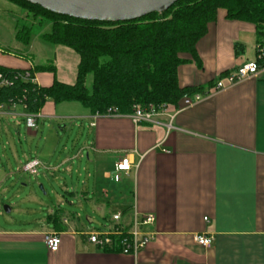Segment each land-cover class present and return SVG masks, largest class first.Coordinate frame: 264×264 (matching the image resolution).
<instances>
[{"label":"crops","instance_id":"obj_1","mask_svg":"<svg viewBox=\"0 0 264 264\" xmlns=\"http://www.w3.org/2000/svg\"><path fill=\"white\" fill-rule=\"evenodd\" d=\"M245 33L255 37L251 23L226 19L219 9L216 21L196 44L200 65L190 61L178 66L179 85L207 91L219 73L247 61L242 54ZM28 47L0 50V65L26 69L44 64L35 61ZM54 67L57 79L63 81ZM35 75L40 84L52 79L49 72ZM56 106L46 101L38 123L69 119L78 127L86 124L90 132L84 138L81 132L77 151L55 164L34 157L45 171V180L63 187L68 195L63 206L67 203L70 208H47L31 226H0V264H264V70L180 107L169 129L162 123L135 124L126 114H92L85 107L60 113ZM7 121L12 120L0 117V124ZM13 149L4 158L6 163L15 160L17 169L28 160L22 162L26 153ZM82 151L92 168L79 185L74 183L73 170L64 166L77 156L83 158ZM124 155L132 168L121 172L115 182L112 174ZM3 169L0 187H7V182L16 186L10 170ZM17 172L20 187H29L21 176L26 171ZM6 206L10 212L13 205ZM134 210L154 214L150 230L155 232L135 254L105 251L87 240L89 231L111 228L112 215L118 211L120 222L128 225ZM56 213L63 228L57 230V250L48 251L44 234L54 231L48 218ZM194 233L211 235V245L196 244Z\"/></svg>","mask_w":264,"mask_h":264},{"label":"trees","instance_id":"obj_2","mask_svg":"<svg viewBox=\"0 0 264 264\" xmlns=\"http://www.w3.org/2000/svg\"><path fill=\"white\" fill-rule=\"evenodd\" d=\"M8 1L39 17L37 24L47 22L48 30L39 35L42 41L68 48L78 57L72 83L57 79L52 62L34 64L36 73L52 74L49 84L38 87L13 78L23 69L0 65V74L13 78L10 86L0 89V103L21 101L28 112L39 111L48 100L54 104L78 102L92 114H103L109 107L129 114L136 104H165L169 111H175L183 106V95L205 93L203 87L180 86L177 68L190 61L200 65L196 44L216 21L219 9L226 19L251 23L255 43L264 38V0H178L163 12L118 22L83 20L25 0ZM30 36L29 26H15V38L24 47H28ZM214 80L208 89L213 88ZM54 215L48 219L57 232L63 225L60 216ZM113 239L103 250L119 252V239Z\"/></svg>","mask_w":264,"mask_h":264},{"label":"rangeland","instance_id":"obj_3","mask_svg":"<svg viewBox=\"0 0 264 264\" xmlns=\"http://www.w3.org/2000/svg\"><path fill=\"white\" fill-rule=\"evenodd\" d=\"M37 23H39V17L32 16L29 11L17 7L8 0H0V50L7 53L18 49L19 51L27 49L15 39L14 29L15 26H29L31 36L28 49L34 54L35 61L46 63L50 60L56 66L58 78L72 83L78 60L77 54L65 47L42 42L39 35L41 32L47 31L49 26L44 20L40 24ZM241 37L244 43V52L242 54L248 59H253L254 34L245 33L244 35L241 34ZM90 80L91 76L88 75L87 82L89 83ZM83 109L84 107L80 103H62L56 106V111L60 113L79 112ZM61 120L40 121L37 123L35 134H28L23 122L19 125H15L12 121L0 124V178L4 172L3 167L6 166L11 172V180L14 184H17L16 186L13 184L14 187H12V184L7 182L5 183L7 187H0V198H2V201L0 199V226H31L35 224L36 218L46 214L47 208H57L58 206L64 209L70 208L67 203L66 206H63L64 200L68 198L63 187H59L56 181L50 185L45 180L43 167L38 166L37 175L24 172L21 175L23 176L22 181L28 180V186L33 187H20L21 182H17L20 175L17 172L19 171L17 170L18 168L16 169L15 167V160L6 163L4 158L5 154L11 155L9 153L13 148V150L19 151V154H22V152L26 153V155L22 156V162L37 157L44 161V164L48 162L55 164L62 158L74 154L80 147V143L76 141L78 138L81 139V132L83 134L82 138H84L89 130L86 124L82 122L81 127H78L72 120L67 119L63 122ZM77 124L79 125L80 123ZM85 154L86 151H82L83 158L77 156L70 165L64 166L66 169L71 168L73 170L74 183L76 184H79L78 181L82 180L87 171L92 168V166L90 168ZM78 174L82 175V177ZM31 177L32 180H30ZM40 183L42 186H40ZM8 203L13 205L10 212H6L3 209V205ZM73 210L75 211V209Z\"/></svg>","mask_w":264,"mask_h":264},{"label":"built area","instance_id":"obj_4","mask_svg":"<svg viewBox=\"0 0 264 264\" xmlns=\"http://www.w3.org/2000/svg\"><path fill=\"white\" fill-rule=\"evenodd\" d=\"M254 58L245 61L244 63L234 67L222 76H217L214 80L212 89H208L205 93H193L191 95H183V106H191L200 101L209 92L217 91L226 88V86L238 83L247 78L256 76L264 70V38L256 41L254 48ZM34 71V65L30 64L28 68L23 71L15 73L13 78L20 77L27 80L37 87L40 86ZM12 77L0 74V89L12 84ZM178 110V109H177ZM176 111V110H175ZM175 111H169L165 104H149L141 106L136 104L133 106L132 111L126 114L130 117L131 121L135 124L146 121L150 123H162L169 129L174 117ZM8 116L15 125L24 123L25 128L36 130L38 120L42 115L40 110L37 112H28L26 104L18 101L14 102L8 100L7 102L0 103V117ZM102 115H119L116 108L109 107ZM165 117V120L161 118ZM39 161L36 158L29 159L21 164L18 170H23L31 175H37V168ZM132 168V163L127 155L122 156L115 165L112 179L117 182L120 179L121 172H128ZM121 212H116L112 215L114 225L108 229H97L86 233L87 240L95 246L103 249L113 244V237H117V242L120 246L119 252L125 254H135L138 250L142 249L150 240L155 236V232L150 230V226L154 222L153 213L139 214L135 210L132 213L131 222L124 225L120 222ZM206 219V218H204ZM193 241L202 246L208 247L212 243V236L206 233H194ZM44 244L48 251H56L59 245V233L56 231H49L44 234Z\"/></svg>","mask_w":264,"mask_h":264},{"label":"water","instance_id":"obj_5","mask_svg":"<svg viewBox=\"0 0 264 264\" xmlns=\"http://www.w3.org/2000/svg\"><path fill=\"white\" fill-rule=\"evenodd\" d=\"M53 13L73 18L118 22L163 12L178 0H25ZM4 211L9 207L4 205Z\"/></svg>","mask_w":264,"mask_h":264}]
</instances>
